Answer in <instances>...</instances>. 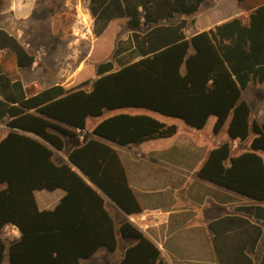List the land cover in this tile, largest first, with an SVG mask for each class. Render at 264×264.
Masks as SVG:
<instances>
[{
    "label": "trees",
    "instance_id": "16d2710c",
    "mask_svg": "<svg viewBox=\"0 0 264 264\" xmlns=\"http://www.w3.org/2000/svg\"><path fill=\"white\" fill-rule=\"evenodd\" d=\"M204 1L90 0L95 41L87 65L71 87L55 85L37 93L25 88L17 72L31 66L35 55L0 29V51L9 53L1 63L10 65L0 70V124L10 129L0 139V264L7 253L10 264H83L100 249H118L105 196L129 215L142 212L118 152L90 139L71 150L68 163L54 160L55 151L66 149V139L77 138V129L85 130L89 118L107 110L145 108L197 130L215 117V135L226 125L231 141L245 142L253 135L251 150L239 155H233L229 142L212 148L197 176L264 201V123L252 119V108L243 98L251 83H264V4L247 24L236 17L189 38L186 31L194 24L189 19ZM123 27L131 31L137 60L114 70ZM108 33L110 49L98 55ZM92 132L120 146H138L171 138L178 126L148 114L120 113ZM57 189L65 191L59 204L40 210L35 192ZM240 210L246 218L228 215L210 228L217 236L219 227L246 236V264H254L247 250L255 249L263 230L249 216L264 219V208ZM8 225L21 233L11 243L3 238ZM119 234L134 244L118 264H163L158 246L134 224L124 222Z\"/></svg>",
    "mask_w": 264,
    "mask_h": 264
},
{
    "label": "crops",
    "instance_id": "0c3cea01",
    "mask_svg": "<svg viewBox=\"0 0 264 264\" xmlns=\"http://www.w3.org/2000/svg\"><path fill=\"white\" fill-rule=\"evenodd\" d=\"M208 1L206 8L204 5L207 0L204 1L200 10L190 17L189 20H194V24L190 25L186 31L189 38L199 32L214 29L236 17L247 24L250 15L264 4V0H247L243 4L237 0ZM56 2L57 0H0V29L15 36L30 53L35 55V62L31 66L17 68L25 88L33 93L55 85L64 87L74 85L78 74L87 65L95 41L93 39L94 41L90 42L78 37L76 33H73V27L71 31L72 25L68 24L69 21L82 18L78 12L82 0H65L60 4ZM89 2L90 0L85 6L87 13L83 15L93 20ZM34 16L40 22L48 23L46 31L42 30L41 24L37 28L30 26ZM88 25L85 29L89 31L90 25L89 27ZM128 33L127 39L123 40L130 41L131 31L129 30ZM69 47H72L73 52L67 51ZM132 50L130 43L124 48L123 54ZM79 52L86 55L81 58ZM8 55V51H0L2 72L10 68V65L6 68L1 63ZM76 63H78L77 68ZM26 69L32 72L40 70V74L36 78L26 79L24 76ZM114 70L117 68L114 67ZM49 76L53 77H51L52 81L44 82L45 77ZM98 77L95 72V79ZM258 85H264V83ZM109 117L111 116L106 118ZM97 124L90 129L88 126L85 130L77 129V138L66 139L67 144L68 140L71 141L69 148L64 151H55L54 160L58 165L68 163L71 150L90 139L104 142L118 152L126 168L129 184L142 207V212L129 215L105 196L106 209L114 219L119 239L121 238L120 226L124 222H131L158 246L163 264H246V236H237L236 231L225 230V227H219V236H217L218 234L216 235V232L210 228V223L228 215L246 218V212L240 209L247 206L246 201L237 199L233 192L197 176L201 164L212 149L209 147L200 154L202 149L195 145L193 140L201 143L205 139L204 134L198 139L184 138L182 144L174 141L166 152L144 157L136 150L147 142L138 146H120L94 135L92 130ZM204 129L198 131L204 132ZM178 133L165 139L176 138ZM195 152V161H191L190 158ZM155 165H162L165 168L155 169ZM64 195L65 191L62 189L35 192L40 210H53ZM249 206L264 208L262 203H252ZM249 217L262 227L263 234L255 249L248 248L247 253L253 258L254 264H261L264 258V219L256 220L254 217ZM20 237L21 233L14 225H8L4 229L3 238L7 243L18 240ZM119 243L122 249L118 252L119 258L116 262L110 263L106 257H99L102 250L109 252L106 249H100L91 258L83 260V264L88 262L118 264L126 248L134 244V241L121 238ZM118 249L109 253L115 254Z\"/></svg>",
    "mask_w": 264,
    "mask_h": 264
},
{
    "label": "rangeland",
    "instance_id": "374dc122",
    "mask_svg": "<svg viewBox=\"0 0 264 264\" xmlns=\"http://www.w3.org/2000/svg\"><path fill=\"white\" fill-rule=\"evenodd\" d=\"M62 1L65 0H57L56 4H60ZM87 1L88 0H82V3L80 2V7L78 8V12L79 14L82 16V18H79L77 21H69L68 24H70L71 26V31H73L72 27L74 28L73 33H76L78 35V37H81L84 40H90V42L95 39V36L93 34V28H92V23L93 20H90L89 18H87V20L85 19L86 16H84V13H87V10L85 9V6L87 5ZM209 1L207 0V2L204 5V8H206V6L208 5ZM60 18V17H59ZM85 19V21L83 20ZM76 20V19H75ZM30 26L31 27H38L39 24L40 27L42 28V30L46 31L47 27L49 26L47 22H40V20L34 16L32 22H30ZM36 24V25H35ZM87 24L90 25V31L88 32L87 29H85V27H87ZM66 25V24H64ZM129 30L127 29V27H123L122 28V32L120 35V40L118 43V48H119V53L116 55L115 59H114V63H115V67L118 69L121 66L137 60L136 55L133 52H127L125 54L120 53V51L126 47H128L130 45L129 40L125 41L123 39H127ZM94 41V40H93ZM79 43V42H78ZM110 44H111V33H108L101 41V45L100 48L98 49V55H101V53H108L109 49H110ZM64 48V47H63ZM128 49V48H127ZM67 51H72V47H69ZM69 54V52H68ZM79 55L81 58H83L86 53H82ZM78 63H76V68H77ZM40 74V70L37 72H32L30 69H26L24 71V76L25 78H36L38 77V75ZM52 76L49 77H45V79L43 80L44 82H51L52 81ZM243 98L245 100H247V102L250 104L252 111H253V115H252V119L253 120H257L259 123H264V85H258V84H253L251 83L249 88L243 93ZM119 113H129V114H148V115H152L154 117H156L157 119L164 121L168 124H176L179 128V133L176 136V138L173 139H158V140H153V141H149L143 145H141L139 148H137V153H139L140 155L144 156V157H151L154 155H158L161 153L166 152L174 143V141L178 142L179 144H182V141H184V138H190V137H196L198 139L199 136H202L203 134L205 135V139H203L200 142H196L195 139L193 140L195 142V145H198L197 147H200V154L202 151H206V149L210 148H214L215 146L224 143V142H229L232 146V152L233 155H239L243 152L246 151H250V141L253 138H250V140H247L245 142H240L238 140L236 141H231L229 136H228V132H227V125L224 127V129L218 134L215 135L213 132V126L215 123L216 118L215 117H211L208 121L207 126L205 127V129L203 130L204 132H200L196 129L190 128L188 127L182 120L177 119V118H172V117H168V116H164L161 115L157 112H154L152 110L149 109H145V108H123V109H116V110H107L103 116L101 117H97V118H90L88 121V128L90 129L91 126H93L94 124H97L99 121L103 120L104 118L108 117V116H112L115 114H119ZM9 132V127L5 124V123H1L0 124V139H2L7 133ZM70 140H68V144L66 146V150L69 148V144H70ZM177 143V144H178ZM199 143V144H198ZM261 155L264 156L263 152H260ZM195 156H196V152L191 156L190 160L191 161H195ZM155 169L158 168H165V166L162 165H155L154 166ZM232 193V192H231ZM235 197L237 199H242L244 201H246V206L251 205L252 203H256V204H264L263 202H257L255 200H252L248 197L245 196H241L239 194L234 193ZM121 239V238H120ZM119 239V242H120ZM118 251L115 254H111L105 250H102L103 252H100V256L99 257H106L107 260L110 263L116 262L119 258V251H121V246L119 243V247H118ZM3 264H10L9 263V257H8V253L6 254L5 260L3 262ZM88 264H92V262H88Z\"/></svg>",
    "mask_w": 264,
    "mask_h": 264
},
{
    "label": "bare ground",
    "instance_id": "6f19581e",
    "mask_svg": "<svg viewBox=\"0 0 264 264\" xmlns=\"http://www.w3.org/2000/svg\"><path fill=\"white\" fill-rule=\"evenodd\" d=\"M81 17H82V16H81ZM85 19L87 20V18H85ZM83 21H85V20H83ZM88 27H89V25H88ZM86 28H87V27H86ZM89 31H90V29H89ZM89 31H88V32H89Z\"/></svg>",
    "mask_w": 264,
    "mask_h": 264
}]
</instances>
